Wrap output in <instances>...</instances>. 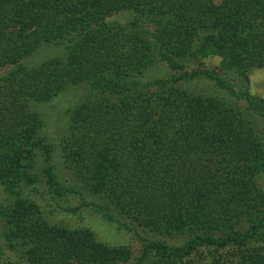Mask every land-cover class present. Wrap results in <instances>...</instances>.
Returning a JSON list of instances; mask_svg holds the SVG:
<instances>
[{"label":"trees","instance_id":"1","mask_svg":"<svg viewBox=\"0 0 264 264\" xmlns=\"http://www.w3.org/2000/svg\"><path fill=\"white\" fill-rule=\"evenodd\" d=\"M122 11L167 17L168 23L153 46L105 23ZM66 38L71 51L64 68L50 61L0 77L4 185L33 183L23 162L33 154L35 134L48 159L54 152L40 139L41 119L29 112V102L49 103L72 86L88 84L100 97L72 112L61 153L96 199V211L167 240L210 233L190 238L181 251L165 241L150 243L136 264H143L152 251L180 258L193 251L196 242L243 244L249 232L242 234L241 222L264 213V193L254 179L264 159L256 131L224 101L179 87L193 76L172 74L151 82L155 92L131 91L126 96L118 79L146 74L154 48L174 71L183 67L180 59L211 53L245 78L264 69V0H0V68ZM115 96L118 101H113ZM247 97L252 104L255 98ZM55 187L57 194L64 193L63 186ZM6 192L16 194L13 186ZM16 197L6 217L7 237L26 247L31 264L128 260L127 248L109 247L88 229L52 225L38 205L25 203L19 193ZM218 233L221 236H211ZM251 264H264V255L253 257Z\"/></svg>","mask_w":264,"mask_h":264},{"label":"rangeland","instance_id":"2","mask_svg":"<svg viewBox=\"0 0 264 264\" xmlns=\"http://www.w3.org/2000/svg\"><path fill=\"white\" fill-rule=\"evenodd\" d=\"M106 24L122 27L125 32L139 35L155 45L158 31L168 23V18H152L137 15L132 11H122L106 18ZM71 42L64 40L46 43L31 54L23 58L18 64L7 65L0 68V77L18 68H35L50 61L59 62L61 67L66 66ZM158 50L153 49L150 67L147 73L132 74L118 79L129 92L145 94L155 92L157 86L151 84L158 79H168L172 74L193 76V80H183L179 85L193 95H202L224 101L229 107L238 110L256 131L259 142L264 149V69L249 73L245 78L240 73L222 66V59L216 54L202 57L189 56L180 59L183 66L172 70L159 56ZM146 71V70H145ZM101 92L91 90L88 84L72 86L66 93L45 104L29 102V112L39 114L41 124L39 137L53 146L54 152L48 159L43 147L35 146L33 154L23 162L26 174L31 179L27 184L4 185L0 179V264H31L26 247L19 241H9L7 237V214L11 205L17 201L16 194L22 195L25 203H34L39 206L46 220L57 227L66 229H88L96 240L109 247L123 246L130 252L129 258L119 264H136L144 255L145 247L153 242L165 241L173 249L181 251L185 248L190 238L201 234H208L204 230L195 232L191 236L167 240L159 233L141 227L129 220L111 221L105 213H99L95 208L96 199L78 181L76 176L62 158L61 148L64 137L68 133L72 112L85 103L96 100ZM109 94V93H108ZM247 94L253 96L252 104L249 103ZM113 101H118L115 96ZM30 114V113H29ZM39 148V149H38ZM37 150V151H36ZM31 157V159H29ZM51 173V174H50ZM54 181L51 182V176ZM254 179L264 193V159L254 175ZM63 186L64 193L57 194L56 187ZM13 186L16 194L10 195L6 188ZM115 217V215H114ZM264 213L244 219L242 234H247L243 244H229L214 246L196 242L195 249L180 258H164L156 251H152L143 264H251L253 257L264 255ZM116 220V219H115ZM214 233V231H211ZM210 235V233L208 234ZM211 236L219 237L218 234ZM245 237L244 235L242 238Z\"/></svg>","mask_w":264,"mask_h":264}]
</instances>
